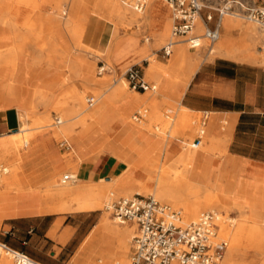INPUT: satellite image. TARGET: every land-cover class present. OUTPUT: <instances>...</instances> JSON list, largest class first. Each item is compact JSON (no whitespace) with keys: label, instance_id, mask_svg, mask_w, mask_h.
<instances>
[{"label":"rangeland","instance_id":"obj_1","mask_svg":"<svg viewBox=\"0 0 264 264\" xmlns=\"http://www.w3.org/2000/svg\"><path fill=\"white\" fill-rule=\"evenodd\" d=\"M9 1L12 10L16 11L17 13H12L9 8L4 11L2 15H0V56H10V60H7L6 58H2L0 60V67L3 68H0V74L3 73L2 75H0V85L6 84L7 81H9L10 75H7L8 73L11 74L12 72H15L14 81L18 85V88L20 90V100L28 103L32 99L31 93H33L34 90L39 91L37 95L39 98L46 97V100L41 102L40 107L36 108L34 111H31V116L30 118H28L26 111L22 107L16 105L5 107L4 102L1 101L2 99L0 98V121L3 112L9 108L15 110L18 116L19 113L21 114V119H19L17 128L7 130L4 133H0V136L33 127L34 125L32 124V122L34 123V120L40 119L43 121L46 119V121H43L39 124L42 125V127L38 131L39 133L33 137L31 142L26 147H22L19 151L13 150L4 154L5 164L11 163L17 165L20 161L25 162L26 160L33 159L31 167L26 172L27 178L24 177V174L22 172L20 173L18 186H20L23 190L32 187L30 188V190L35 192V194L37 195L38 204L43 205V207H51V205L52 207H54L61 202L66 203L69 200V198H54V200L52 198L45 199L43 195L45 190L44 179L46 175L45 172L48 168L54 167L56 163L61 164L56 172L55 177L57 178L53 179V185L60 188L62 186L57 185V180L60 181L64 174L70 173L69 169L76 172L77 168L85 166L90 161V159L97 157L100 153H102L108 140L112 138H114L115 140H119L120 137H123L124 133H127L129 130H133V133L143 130L148 135L150 134L153 139L158 137L161 140L160 146L157 148L158 150L152 151V154L148 158V160H150L149 163L151 164L143 166L148 161L147 160L143 165H131L133 169L129 172L128 176L129 178H132L134 180L141 179L143 175H141L140 172L145 168H150L153 165L159 166L161 170L169 169L173 165H180V163H178V159L180 158L182 152L185 151V149L188 147H193V150L195 151L201 149L216 153V150H212L213 147L210 146L209 143H207L210 137H214L217 140L216 141L214 139L215 141L213 142V144H218L219 148L223 146V140H226L224 142L225 144L228 142L227 136L222 138L216 135H211L209 133V128L206 126H202L201 122L203 113L189 111L188 117L191 118V120H194L195 129H184V124L181 122L182 106L180 105V99L177 105L173 107V111L169 112L167 110L169 105L164 103V101L170 99L171 94L163 92L161 83L155 78L149 77L146 73L147 66L149 65V61L146 58L151 54L155 55L161 65L170 63L171 55H166L163 47L167 44L168 40L171 37V31L173 27L172 18L171 24L169 26V34L165 42L159 45L157 43V40L150 39V42L153 45L152 48L147 50L146 53H144L142 56H139L137 55V50L139 51V49L145 47V39L153 34V30L150 28V26L146 24L143 25L135 32L133 36H131L133 41V44L131 46L118 48V42L128 39V37H130L131 35L130 32L132 31L127 30L126 25L121 24L116 19L118 0H83V6L81 8V14L83 17L80 18H75L73 16L75 0ZM126 1L128 2V4L125 5L130 7L133 0ZM207 3L210 6H216L218 5L219 0H208ZM160 4L163 9H167L169 16L172 17L173 13L169 4L165 0H160ZM53 11H56L60 15L54 14ZM66 12L67 16H63V14L65 15ZM208 12H211L213 14V23H215L218 18V12L211 7H207L204 9L203 15ZM95 13L99 16L100 22L92 19V16ZM234 18H237L245 23H252L257 27V29H259L260 34L263 36V39L260 42H256L253 46V49L259 56H262V54L264 56V34L259 28V25L256 22L248 20L244 15L236 16ZM70 21L71 24H69ZM65 22H69L67 26ZM74 22L78 23L77 26ZM79 25H83L81 26V28L87 27L85 30H89V32L93 34L95 38L105 37L109 27L111 25H116V28L118 27V31L112 39L113 45L111 46L110 50H103L101 48H98L97 46L88 49H83L82 47L77 46L76 42L78 40H76L77 37H75V35L74 37L72 36V28L76 26L79 30H81L79 28ZM70 28L71 31L69 33ZM85 30L82 29L81 31L84 32ZM179 44L187 45L192 59L197 58L199 64L205 59V56L203 54L204 52L210 57H214L216 54H220L217 51H214L213 53L209 52V49L214 44L211 46L210 41L207 39L202 40L201 46L197 48H191L188 43L181 42ZM260 50L263 51L260 52ZM103 63L107 65L109 70L104 72L103 74H99L98 69ZM132 64H138L139 66H141L142 70L145 72L146 79L151 81L155 86L158 85V87H155L153 91H147L148 93L145 95L143 103L138 107H135L132 111L131 118H127L124 116L125 124L122 126L124 128L119 132V134L117 133L122 127L120 129L113 130V132H111L110 134V137L104 143H97L95 146L85 147L84 151L81 153V158H75L71 166L68 165L67 162L63 163L60 159V156L64 154H73L75 150L74 147L77 144L75 137L69 136L67 131L66 133H60L59 135H56V131L69 127L71 128V130L76 132L78 128L83 126V124L79 122V119L83 117L85 113L89 112V110L97 106L96 103L94 106H89L86 111H82L84 108H81L78 111L71 112L66 106L67 91L72 89V87L75 85L83 88L84 84L82 83H87V85H90L92 87L91 89L99 92H103L104 90H106V88H109L111 90L112 85L115 86L119 81L122 80V78H125L124 72ZM258 64L264 66V63L260 62ZM87 69L91 70L90 81H86L87 79L85 78V73H89ZM174 69V80L175 82H177L185 71V68L173 66L170 70ZM2 70L3 72H1ZM168 72L169 70L161 72V76H166ZM41 90L46 92L43 93ZM126 91L128 93L134 94L139 90H134L127 83ZM46 93H48L47 96ZM2 94H4V91H2ZM96 96L97 95L95 93H88L86 95V98H96ZM156 97L161 100V104L159 107H161V110L163 112H166L167 116H165L164 118L166 121L168 120L169 123L168 126H164V124L162 123H157L151 129H147L144 128L143 125L141 126V123L134 120L133 117L137 111L144 109L147 106L146 104L152 105L153 101L157 99ZM121 114L123 115V113ZM57 118L61 119L60 123H57ZM28 123L31 124L28 125ZM156 125L161 129H157ZM222 126L228 129V126L225 124V122ZM177 127L181 129V133L178 134V137L174 138V152L169 154L168 150L165 149L164 143L168 138V133H170V130L172 131L173 128ZM202 128L205 130L203 140L198 147H194L192 146V142H194L195 138L200 134ZM159 132L161 133L159 134ZM5 137L8 136H4L1 138ZM64 141L70 144L72 150H68L66 149L65 145H62ZM188 142L189 144H187ZM161 148L164 149L161 150ZM44 151H47L50 159L42 155ZM16 152L20 156V160L16 159ZM226 152L227 151H225V153ZM225 153H218L216 157H202L201 161L203 163L213 165V168H209L211 184L217 182V179L222 172L226 174L227 178L231 177L234 180L241 178L240 194L238 195V197H236V199H231L229 198V196L226 200L223 199V201L226 202L225 204L219 200L221 203L219 206L214 209L204 208L201 210L199 215L205 211L216 210L219 214H224L223 221H225L229 225L232 231H236L238 228V224L236 223L235 225V222H237V220H242L246 215L249 214V212L247 214L243 213L241 209L253 203L256 204L257 202L256 205L258 207V210L256 214L253 209L251 210L249 218L247 217V224L249 226L259 225L258 227L263 229L264 207L263 204L259 203V201H262L261 192L262 188L264 187V177L259 173L251 172L250 170H247V176L241 175L238 173V166L234 167L233 173H230L226 169H222L220 172H218L220 169L218 163L217 161H212L211 158H224ZM109 157L116 159L110 153L106 155L103 154L98 156L96 160H94V162L87 164V166L89 168H100L104 164L105 160H107V158ZM126 164L127 163L124 162L118 174H115L113 172L108 173V170L105 169L100 174H97L95 178H92L94 182L86 181L83 179L82 181L78 180L73 183H65L63 184V186L77 187L81 185L88 188L97 184L106 183L105 181L101 182L100 179L103 177H105L106 180H109L110 178H116L117 175H120L124 172L127 166ZM214 173H217L216 176H214ZM79 176L82 177L81 175ZM34 184L36 186H33ZM188 185H190V183L185 180L184 186ZM34 187L36 189H34ZM215 192L220 194L221 196H226L223 192H217V190H215ZM6 193L10 192H5L3 194ZM133 194L151 195L148 193L143 194L140 191L133 190L129 195H119L114 197L111 202L120 196H130ZM158 200L163 203L170 204L174 208L182 209L183 213L185 211L181 205L175 206L173 203H170L168 201H162L160 199ZM64 212H58L55 214V216L62 215V220L66 219L67 222L81 225L78 239H76L72 244L68 245L62 251L59 246L60 243H63L61 239H58V241H49L45 245H43L44 242H41L43 241V238L42 236H39L37 237V240L31 243V245H23L26 246L27 254H29L33 258L42 257L47 260L54 259L60 264L65 260H71L70 264H89V262L87 263V261H90L93 258L95 262L98 261L100 252L109 250L114 251L116 236H111L110 241L101 244L99 250L96 252L97 254L95 253L94 257L83 252V242L93 229L99 227L104 217L107 216L111 221H116V224L122 228L135 226L131 223H122L119 220L114 219L111 211L107 210L106 204L104 205V208L102 210L96 209L91 211ZM232 218L236 220H233ZM33 220L38 222L39 218H34ZM8 222L9 221H7V223ZM63 223L64 221L58 223V230H60ZM5 230H8V227H4V221L2 219L0 222V242H6L11 247H17L19 246V244H22V240L19 234L12 235L6 233ZM133 235L129 236V252L127 254L129 257V264ZM222 236L225 237L224 235ZM83 237L85 238L81 243L80 248H77V250H75L79 239H83ZM55 238H58L57 233L55 234ZM0 250L2 251L0 253V262L2 263V257L6 254V252L4 249L0 248ZM256 258L257 257L255 256L253 251L246 254H244L243 251H236L232 254V260H230L229 252L226 250L222 264H261V259L259 257L257 259ZM109 261V264H111L113 262V259L110 258Z\"/></svg>","mask_w":264,"mask_h":264},{"label":"bare ground","instance_id":"obj_2","mask_svg":"<svg viewBox=\"0 0 264 264\" xmlns=\"http://www.w3.org/2000/svg\"><path fill=\"white\" fill-rule=\"evenodd\" d=\"M125 4H128L126 0H118L116 19L121 24H125L127 30L132 31L130 32L131 35L128 37V39L118 42V48L131 46L133 44L131 36H133L135 32L145 24L150 26V28L153 30V34L146 38V45L144 48H142L141 52H145L152 48L153 45L150 42V39L157 40L159 45L165 42L169 34V26L171 24V18L173 20V16L170 17L167 9H163L160 4V0H148L147 7L143 12H137L131 7V5L129 7ZM7 9L11 10L12 13H17L16 11L12 10L9 0H0V15H2V13ZM53 13L60 15L56 11H53ZM63 16H67V12L65 15L63 14ZM234 17L236 16L233 14H226L222 18L221 22L226 29L227 34L220 36L218 41L210 48L211 52L213 53L214 51H217L220 54H225L227 56L235 57L241 60L254 63H264L263 54L262 56H259L253 49L254 44L256 42H260L263 39L259 29H257V27L252 23H245ZM71 21L68 23L71 24ZM65 23L67 26L68 23ZM77 24L78 23H76V26ZM76 26L72 28V36L74 37L75 35V37H77L76 40L78 41L76 42V45L82 47L83 49L97 46L98 48L109 51L113 45L112 39L118 31V27L116 28V25H111L105 37L93 38V34H91L89 30H85L87 27L81 28L83 25H79L81 30L84 29L86 31L82 32ZM197 27L199 32L202 33L204 27L200 18L198 19ZM70 31L71 28L69 29V33ZM235 32H237L236 35ZM90 40L92 41L91 43L89 42ZM179 43L174 47V50L171 54L170 63L168 64L161 65L153 54L147 56L146 58L149 61L146 71L147 75L151 78H155L161 83L163 92L171 94V98L169 97L170 99L164 101V103L169 105L167 108L169 112H172L173 107H175L179 102L182 89L186 87L191 76L194 74L199 65L197 58L192 59L187 45H181ZM182 43L187 42L182 41ZM262 51L263 50H260V52ZM2 58H6L8 60L10 56H0V60ZM173 66L185 68V71L177 82L174 80L175 69L170 70ZM168 70L169 72L167 75L162 77L161 72ZM1 72H3V70ZM7 75H10L9 81H7L6 84L0 85L1 101L4 102L5 107L14 105L22 107L26 111L27 117L30 118L31 111H34L36 108L40 107L41 102L46 100V97L39 98L37 96L39 91L34 90V92L31 93L32 99L28 103H25L24 101L20 100L19 97L20 90L14 81L15 72H12L11 74L8 73ZM127 83L128 82L126 78H122V80L119 81L115 86H111V90L106 88V90L103 92L91 89L92 87L87 85V83H82L84 84L83 88L75 85L72 87V89L67 91L66 106L71 112L78 111L81 108H84L82 111H86V109L90 106L89 104L87 106L88 98H86V95L88 93H95L97 96L96 98L94 97L95 102L92 106L97 103V106L95 107L96 113H101L102 110L112 107L123 113V116L131 118L132 111L135 107H138L143 103L145 95L148 92L141 93L137 91L134 94L128 93L126 91ZM155 87L157 88L158 85ZM2 91H4V94H2ZM41 91L43 93L46 92L43 90ZM48 93H46V96ZM156 98L157 99L153 101L152 105L146 104L147 106L144 108L147 110L146 117L139 121L141 126L143 125L144 128L151 129L157 123H162L164 126H168L169 121H166L164 118L167 116V114L161 110V107H159L161 100L158 97ZM189 111L190 110L188 108L182 106L181 122L184 124V129L186 128L193 130L195 129L194 120H191V118L188 117ZM93 112L94 111L89 110V112L85 113V115L79 119V122H81L83 126L86 125L92 119ZM43 121H46V119ZM43 121L40 119L34 120V123L32 122L34 125H32L33 127L20 130L16 134H11L8 135V137L0 139V166L6 167L8 171L0 179V194L5 192L24 193L32 188L30 187L23 190L20 186H18V181L21 172L24 174V177L27 178L26 172L31 167L33 159L26 160L25 162L20 161L17 165L11 163L5 164L4 154L13 150L19 151L22 147H26L31 142L33 137L39 133L38 131L42 127V125L39 124ZM29 124L31 123H28V125ZM157 129L161 128L157 127ZM202 130L205 131L203 128L201 131ZM66 131L68 132L69 136L75 133L73 130H71V128L67 127L66 129L57 130L56 135H59L60 133H66ZM160 133L161 132H159V134ZM179 133H181V129L178 127L173 128V130H170V133H168V138L166 139L164 146L165 149L168 150L169 154L174 152V138L178 137ZM214 139L215 138L212 137L211 141L214 142L216 140ZM224 142L225 140L222 141V144H225ZM187 144H189V142ZM192 146L198 147L199 145H194V142H192ZM163 149L164 148H161V150ZM212 150L215 151L214 148ZM194 153L195 150H193V147H188L182 152L180 158L178 159V163H180V165H173L169 169L165 170H161L159 166L153 165L150 168H145L143 171H141L140 174L143 175V177L137 180L129 178L128 174L133 169V167L129 164H126L127 166L124 172L120 175H117L116 178H110L109 180H106L105 177H103L100 179V181H105L106 183L97 184L88 188L81 185L77 187H66L63 186L65 183H63L61 180H57V185L62 187L58 188L54 186L53 179L57 177H53L51 170L58 167V165H55L52 168H48L45 172V190L43 195L45 199L52 198L54 200V198H69V200L66 203L61 202L54 207H52V205L51 207L44 206L42 210L49 212H78L96 209L102 210L104 205L106 204L108 206L114 197L119 195H129L133 190H137L143 194L148 193L154 195L156 198L162 201L173 203L175 206L181 205L185 210L184 218L186 220H192L191 218H197L199 216V213L202 209H214L221 204L219 201V196L214 189L201 186L197 183L189 182L188 178H186L191 168ZM216 153H218L217 150ZM42 155L50 159L47 151H44ZM81 156L82 155L75 149L73 154L71 153L61 155L60 159L63 163L67 162V164L71 166L74 159L81 158ZM15 157L16 159L20 160V156L17 152L15 153ZM149 162L150 160H148L143 166L151 164ZM69 170L70 173L77 175V179L75 181H71L72 183L78 180H83L78 175L79 168H77L76 172L71 169ZM185 180H187L190 185L184 186ZM33 186L36 185L34 184ZM34 189L36 188L34 187ZM213 211L216 212V210ZM247 217V215L244 218L241 217L243 218L242 220H237V222H235V225L236 223L238 224L236 231H232L229 225L225 221H222L221 233L228 240L227 251L229 252L230 260H232V254L236 251H243L244 254L253 251L255 256L261 259V264H264V228L262 229L258 227L259 225L249 226L247 224ZM135 229V226L122 228L116 224V221L113 222L109 217H104L99 227L93 229L86 237L85 241L83 242V252L94 257L101 244L110 241L111 236H116L114 251H102L100 252L98 261L95 262L93 258L90 261H87V263L109 264V259L112 258L113 262L111 264H129V257L127 255L129 252V236L135 234ZM0 248L4 249L1 242ZM4 250L6 254L2 257V263L0 262V264H13V254L6 249ZM1 252L2 251L0 250V253Z\"/></svg>","mask_w":264,"mask_h":264},{"label":"crops","instance_id":"obj_3","mask_svg":"<svg viewBox=\"0 0 264 264\" xmlns=\"http://www.w3.org/2000/svg\"><path fill=\"white\" fill-rule=\"evenodd\" d=\"M82 4L83 0H75L73 8L75 18L83 17L81 14ZM92 19L100 22L96 13L93 14ZM217 22L218 20L215 23L212 21L210 25L214 27ZM219 33L220 36L227 34L222 22L219 24ZM236 34L237 32H235ZM141 51L142 48L137 50V55L142 56L146 53V51ZM209 52L212 53L211 49ZM203 54L205 59L198 65L186 87L182 89L180 105L185 106L191 112L203 113L202 126L208 127L211 135L222 138L228 137V142L222 144L223 146L220 148L218 144H213L211 137L207 142L218 153L227 151L224 158H211L212 161H217L220 168L218 172L226 169L233 173L234 167L238 166V173L241 175L247 176V170H250L264 177V66L225 54H216L214 57H210L205 52ZM87 71L89 73H85V78L86 81H90L91 70ZM149 82L153 84L151 81ZM91 111H94L92 119L71 135L75 137L77 144L74 148L80 154L85 147L104 143L113 130L120 129L125 124L124 116L116 108L109 107L102 110L101 113H96L94 107ZM19 119H21L20 113L18 116L12 108L5 110L1 116L0 133L16 129ZM224 122L228 129L222 126ZM132 131L129 130L124 133V136L120 137L119 140L114 138L108 140L104 151L98 155L110 153L116 159L109 157L102 167L89 168L87 164L94 162L98 156L94 157L85 166L79 168L78 175H81V178L86 181L94 182L92 178H95L105 169L108 170V173L118 174L124 162L134 166L143 165L152 154L151 152L160 146L161 140L158 137L153 139L150 134L148 135L143 130L134 133ZM16 133L18 131L1 135L0 138ZM69 150H72V147ZM218 153L196 150L187 178L189 182L217 190V192H223L226 196L217 194L219 200L225 204L223 199L226 200L228 196L231 199H236L240 194L241 178L236 180L231 177L227 178L226 174L222 172L217 182L211 184L209 168H213V165L203 163L201 159L202 157H216ZM56 165L60 167V164L56 163ZM58 167L51 170L53 177L56 176ZM216 174L214 173V176ZM37 199V195L32 190H27L24 193L10 192L0 195V221L3 219L4 227H8L5 232L12 235L19 234L22 244L13 248L26 254V246L23 245H31L39 236L43 238L41 241L44 242L43 245L49 241L61 239L63 243H60L59 246L63 251L78 239L81 225L67 222L66 219L62 220V215L55 216L58 212L43 211V205L38 204ZM261 200L259 203L263 204L264 207V187L261 192ZM256 204L245 206L241 210L246 214L249 212L247 215L249 218L252 209L256 214L258 210ZM34 218H39V221H34ZM7 221L9 222L7 223ZM61 221L64 223L58 230V223ZM56 233L57 239L55 238ZM85 237L79 239L75 250L80 248ZM131 254L132 246L130 260ZM33 259L40 264H60L54 259L47 260L42 257ZM70 262L71 260H65L61 264H70Z\"/></svg>","mask_w":264,"mask_h":264},{"label":"built area","instance_id":"obj_4","mask_svg":"<svg viewBox=\"0 0 264 264\" xmlns=\"http://www.w3.org/2000/svg\"><path fill=\"white\" fill-rule=\"evenodd\" d=\"M173 13V28L171 37L163 47L170 56L174 47L186 41L191 48L201 46L202 40L210 41L211 46L220 37L219 24L226 14L244 15L248 20L256 22L264 34V0H219L218 5L207 3L208 0H165ZM148 0H133L132 8L143 12ZM211 7L218 12L217 25L210 23L214 16L211 12L203 15L205 8ZM203 22V32L197 27L198 19ZM109 68L103 63L98 73L103 74ZM124 76L128 84L139 91L154 90L155 86L146 79L141 66H129ZM92 106L94 97L88 98ZM147 110L142 109L134 114V120L141 121L146 117ZM61 119L57 118V123ZM204 131L195 138L194 145L202 142ZM66 149H71L66 141L62 143ZM8 171L0 166V179ZM77 175L66 173L63 183L75 181ZM115 219L122 223L136 226L133 237L130 264H221L228 246V240L221 234V224L224 214L209 210L202 212L196 219L186 220L182 209L159 201L153 195L133 194L120 196L108 206ZM2 247L14 256L15 264H39L25 252L1 242Z\"/></svg>","mask_w":264,"mask_h":264}]
</instances>
